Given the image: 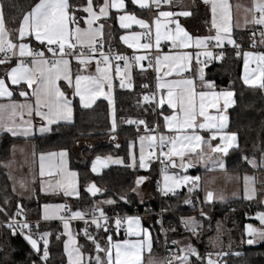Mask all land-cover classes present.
I'll return each mask as SVG.
<instances>
[{
  "label": "snow or ice",
  "instance_id": "1",
  "mask_svg": "<svg viewBox=\"0 0 264 264\" xmlns=\"http://www.w3.org/2000/svg\"><path fill=\"white\" fill-rule=\"evenodd\" d=\"M131 2L134 5H138L141 9L154 8L156 10L152 23L155 25L157 47L161 40L170 41L174 49H186L194 43L195 48L198 50L196 52L197 59L194 71L198 74L202 87L208 89V91L197 92L194 79L191 78L171 79L161 83L162 78L157 75L156 88L162 90L159 100L157 101L155 93H144L142 99L137 101V106L143 103L162 106L166 103L168 108L172 110L171 114L163 115V109L161 108L160 115L164 121L163 127L169 134H160L158 136L147 134L149 132H158L160 126L159 124H154L152 128H148L144 119L133 120L129 118L126 121L122 120V122L128 124H136L138 131L139 126H145V134L138 135L140 145L138 161L137 157L130 153L133 166L138 162L141 169H146L152 158L155 157L162 164L161 173L164 175L167 191L175 194V188L180 185L181 180H190L194 188L198 186L199 177H188L186 175L177 177L175 174L169 176L166 174L169 165L172 168L192 167V154H196V162H202L203 152H197L196 150L201 148L203 144H207L211 151L217 154V157L220 154H227L237 138L236 132L226 131L228 118L223 112V109L228 108L233 92L226 89L216 91L214 83L205 80L202 67L205 61L199 57L203 56L208 61H219L224 56L222 47L225 41L233 47L238 48L239 46L232 39L230 29L226 23L228 5L224 0H204V3L209 4L211 8V28L215 34L195 37L172 19L178 16H189L191 14L189 11L172 12L162 10V6H170L171 0H131ZM4 8L5 4L3 0H0V65L11 64L13 58H15L16 63L14 66L9 67L4 75L0 76V98L9 100L8 103H0V133L28 137L34 132L43 134L51 131L50 126L59 121H70L73 111L72 101L68 99L67 94L58 86L57 81L61 79L66 81L69 89H73V96H78L81 106L87 108L97 95L104 94L101 90L105 86L109 93L112 91L113 75L111 74V69L113 66L111 61L113 60L117 62L114 66L115 77L120 76V62H123L126 79L120 81V86L122 88H133L129 70L132 63L139 64L145 57L136 55L129 57L122 53H112L111 50L108 54H105L102 43L103 25L93 26L100 18H108L110 10L115 9L124 13L118 16L122 29H128L132 24L139 25L141 29L150 28L148 22L138 19L134 14L128 12L125 0H100V2L83 0L82 3L75 5L70 4L69 0H35L29 9L22 13L18 28L14 29L15 36L5 27ZM78 11L86 14L84 17V28L78 26L77 17L74 14ZM251 11L253 15L250 22L264 26V0H254ZM256 13H259V16ZM172 23H175L174 31L172 28L165 27ZM70 25L73 27H70ZM162 28H164L163 31ZM141 35L142 33L134 32L130 36H121L120 39L127 43L129 47L151 48L152 45L150 43L139 44L137 42ZM260 35L264 36V32H261ZM32 38L39 42L42 47L33 48L30 43L25 42L26 39L31 41ZM150 38L149 34L148 39ZM209 45H213L220 50L219 55L208 50ZM85 47L87 52H85ZM77 48L80 49L79 52L74 51ZM201 49L203 51H199ZM237 55H239V52H237ZM243 55L246 68L250 56H253L257 61V69L253 70L251 75L243 76L244 83L246 85H258L259 88L264 89V53L253 54L244 52ZM69 57L76 59L82 69L85 65H90L92 60L95 59V71L89 75L76 74L73 84ZM191 60L192 54L188 51L164 55L163 58L157 56L155 71L159 73L163 66L165 77H168L171 73L177 75L185 73L187 75L188 72L193 71L190 67ZM169 69H171V73ZM257 71L260 75L256 74ZM22 82L27 84L28 89L31 90V96L29 97L28 91L25 90L20 91L19 96L26 98V101L34 98V104L11 100L13 92L10 87L19 86ZM142 87H147V85H142ZM197 100H199L198 104ZM221 100L223 101L222 106L220 104ZM111 104L112 100L109 99V105L111 106ZM208 109H213L216 114H210ZM152 111L155 112L156 108L153 107ZM33 115L39 118L40 124L38 127L31 119ZM116 127V121L113 119L111 131L114 132ZM197 130H204L210 135L207 137L201 136ZM217 139H219V143L213 145L212 141ZM133 144H130V147ZM54 155L56 153L40 154L41 176L44 175L45 157ZM66 155V150H62L59 153L61 162L59 165L60 171L57 173L64 179L57 180L54 184H49V189L54 193H62L65 197L75 195L79 198V191L74 180L69 179L75 178L77 173L67 171L66 162L63 159ZM186 155L188 156L187 161L185 160ZM177 158H179V164H177ZM244 159L253 167L257 166L255 159L249 160L247 157H244ZM262 161H264V156H262ZM109 162L122 163L119 158L113 159L111 155L104 157L97 155L92 161L91 171L96 172L98 166H107ZM207 163H214L219 169L225 170V164L220 159L208 161ZM144 179L145 177H138L136 184L139 185ZM244 179L247 185V181L250 178L245 176ZM169 182H171V187H168ZM193 188H189L190 193ZM13 190L15 191V189ZM41 190L43 191L44 188L42 187ZM102 191L105 190L97 188L92 182L86 185V192L93 197ZM245 198H252L248 195L247 187H245ZM119 199L126 200V197L120 196ZM212 199L213 192L207 191L205 200L210 202ZM115 202L111 198L101 202H94L90 205V210L78 208L76 211H71L70 216H67V218L61 214L62 212L67 213L70 211V207L66 204L46 203L42 206L41 218L43 220L47 221L55 218L62 222L65 230L63 234L68 237V239L64 240V253L67 257V264H85L83 246L77 243L70 230V222L74 219L84 222L85 228L80 231L86 241L92 242L93 248L97 253L94 258L90 254L88 255L87 264H141L140 253L145 247L149 250L151 248L149 230L141 226L140 217H121L117 214L114 220L116 228L119 229L127 224V235L141 238L135 240L126 238L113 242L112 236L108 234L110 230L106 227L110 218L103 210L102 205H112ZM184 203L190 204L191 200L186 199ZM0 214L6 217L5 226L12 231V234L15 235L16 230L19 229L20 235L37 253L40 261L43 264H47L49 258V236L51 233L49 231H41L39 221L35 223L28 222L24 215V208L19 201L16 203L15 212H10L8 200L5 198L3 203L0 204ZM201 215L203 216L204 213L201 212ZM256 219L259 220L261 227L256 228L250 224L245 225V234L251 236V239L247 240L250 245L256 240H264V212H258ZM181 223L186 230L193 234L196 233L199 226L194 217H182ZM89 226L104 230L107 236L106 247H101L95 237L90 234ZM33 227L36 229L35 232L32 231ZM57 238H59V235ZM70 243L73 245L71 250H69ZM172 244L178 245L179 242L172 241ZM100 253L104 254L103 257ZM216 255H221V253ZM193 257L195 261H199V264H205V261L206 264H217L212 259V254L201 256L191 243L178 247L175 251L169 249V256L166 260L160 261L159 264H195ZM33 264H35V261H33Z\"/></svg>",
  "mask_w": 264,
  "mask_h": 264
},
{
  "label": "trees",
  "instance_id": "2",
  "mask_svg": "<svg viewBox=\"0 0 264 264\" xmlns=\"http://www.w3.org/2000/svg\"><path fill=\"white\" fill-rule=\"evenodd\" d=\"M99 0H96L98 2ZM35 0H3L5 4L4 18L6 28L15 34L14 29L18 27L22 13L27 11ZM83 0H69L72 5L82 3ZM14 5V7H13ZM127 9L139 13L135 6L127 0ZM190 15L182 19L183 25L192 34L204 33L209 26L208 7L201 2H195L191 6ZM77 23L82 24L83 12L74 13ZM113 18V19H112ZM113 20L112 32L106 36V43L109 46L118 48L117 36L120 30L115 24L114 14L109 17ZM234 39L239 46L248 45V37L244 30H234ZM224 56L221 60H215L207 64L204 68L206 79L211 80L216 88L231 89L234 92L235 103L229 109L228 130L237 133V146L232 148L225 156V171H235L239 173H254L259 168L251 167L244 157L258 158L264 153V89L259 86H247L241 80V55L235 53L234 48L227 46L223 50ZM2 74V73H1ZM131 89H122L118 85L114 87V114L117 120L116 130L111 131L109 120V107L104 99L96 100L93 105L83 108L79 105L75 96H72L73 119L69 123L54 124L51 131L43 136L32 138L36 152L65 149L69 154L70 167L75 169L79 181V198H63L59 196L42 195L35 190L34 194L26 199L17 197L12 191L8 179L4 161L10 156L11 147L21 138L12 137L3 133L0 135V204L5 198L8 200L10 212H15L16 203L19 201L24 208V214L30 218L40 217V204L49 201H64L71 209H90V205L99 202L103 198H111L116 202L112 205L103 204V210L108 214L133 213L141 210L143 206L150 205L157 208L158 192L154 186L156 183L157 171L154 163L149 164L146 170H141L136 166L129 165L128 150L131 142H135L138 135L145 133L144 128H133L122 122L125 117L145 118L152 122L155 112L153 105L143 103L137 106V101L142 99V85L148 88L151 85V75L149 70L132 72ZM62 88L70 96V90L64 85ZM160 122V117H159ZM162 128V127H161ZM115 137L116 142H114ZM89 143V146L78 149L80 143ZM119 145V147H117ZM116 154L122 158L121 164H109L100 174H93L90 170V162L97 155ZM147 179V190L144 197L140 199L133 189L138 177ZM93 182L99 189L105 190L93 197L86 192V185ZM120 196H125L126 200H120ZM191 200L190 204L184 201ZM247 199H232L227 202L205 203L202 199L201 190L193 188L190 193L188 188L173 193L172 195H162L160 198L163 210V226L169 242L178 241L174 245L176 249L187 243H191L201 256L207 254H217L218 252H229L220 264H264V241L255 245L245 244L244 224L246 215L257 209L263 208L261 202ZM229 207V209H228ZM201 212L204 215H201ZM192 216L198 222L195 234L186 230L181 223V218ZM148 224L152 235L151 254L155 258H160V235L155 217L149 216ZM0 218H5L0 214ZM222 221L225 232L220 237L218 243L212 241L211 235L214 232L216 221ZM217 221V222H218ZM60 222L49 221L40 224L41 231H49V258L47 264H63L65 262L62 251L63 235L61 233ZM81 224H77L78 229ZM98 236L105 235V232H95ZM115 237H122L121 232H111ZM59 235V238H57ZM21 235L13 236L10 232L4 231L0 238L2 250L0 251V264H43L39 256L26 243ZM79 244L83 246L85 252V264L88 255L95 254L91 242L86 241L82 236L78 237ZM42 250V247H41ZM195 261V258H192ZM199 264V261H195Z\"/></svg>",
  "mask_w": 264,
  "mask_h": 264
},
{
  "label": "crops",
  "instance_id": "3",
  "mask_svg": "<svg viewBox=\"0 0 264 264\" xmlns=\"http://www.w3.org/2000/svg\"><path fill=\"white\" fill-rule=\"evenodd\" d=\"M128 1L133 6H135L138 10H140L139 13H136L132 10L127 9L128 12L130 14H134L138 19L145 20L150 25V28H148V29H141V27L139 25H136V24H132L130 26V28H128V29H122L120 27L118 16L123 15L124 13L122 11H117L115 9H112L109 12V17L114 14L115 24L117 25L118 29L120 30V32L118 33V36H117V43L119 44V47L116 49L127 51L128 54L126 56H129V57H132L133 55L145 57V59L140 61L139 64H135V63H132L130 61V63H132V66L129 70V75H130L131 80H132L133 70H138V71L149 70L150 75H151L150 88L156 94L157 101L159 100L161 93H162V90H159L156 88L157 75H159L162 78L161 83H163L165 80L191 78V79H194V83L196 85V91L197 92L208 91V89L202 87V83L198 78V74L194 71L196 68V59H197L196 52L198 51L195 48L194 43L191 44L189 46V48H186V49H174L170 41L161 40L160 44L166 43V48H165V50L160 49L159 46L157 47V45H156L155 25L152 23V20L156 14V10L154 8L141 9V8H139L138 5H134L131 2V0H128ZM196 1L201 2L202 4L206 5L208 7V10H209V26L204 33L192 34L186 29V27L182 23V19L184 17H188V16H178V17H173L172 19L175 22H178L193 37L214 35L215 32L211 28V20H212L211 8H210L209 4L204 3V0H171L170 6H162V10L172 11V12H180V11H189L190 12L191 6L195 5ZM98 2H100V0ZM224 2L228 5V9H227V13H226V17H227L226 23L230 29V35H231L232 39L235 41L234 36H233L234 30H244L245 31L247 27L255 26L259 32L256 43H257L258 47L264 48V42H262V41H264V36L260 35L261 32H264V26L255 25V24L250 22L252 20V15H253L251 9H252V5L254 3V0H224ZM125 5L127 8V0H125ZM85 15L86 14L83 13L82 24H78V26L80 28L85 27V23H84ZM109 17L108 18L102 17L93 25L94 27H98L99 25H103L102 32H103V37L105 40H106L105 37L111 34L112 26L114 23L113 20L109 19ZM70 27H73V26L70 25ZM165 27L172 28L174 31L175 30V23L168 24ZM163 30H164V28H162V31ZM134 32L142 33V35L138 38V41H137L139 44L150 43L152 45V47L149 49H144V48H139V47L133 48V47H129V45L127 43H125L124 41H122L120 39L121 36H130V34L134 33ZM149 34L151 36L150 39H148ZM14 36H15V34H14ZM25 42L30 43L31 46L39 43V42L35 41L34 38H32L31 41H28L26 39ZM105 43H106V41H105ZM235 43H236V41H235ZM236 45H238V44L236 43ZM225 46L233 47L232 45L228 44L227 41L224 42L223 47H225ZM212 47H213V45H209L208 50L213 51ZM153 49L155 51L153 54H151V50H153ZM179 51H188L192 54V60L190 61V67L193 69L192 72H188L187 75L185 73H180L179 75H177L175 73H171V69H169L171 74L168 77H165L163 66L161 67V70L159 73H157L155 71V61H156L157 56H160L161 58H163L164 55L175 54L176 52H179ZM199 51H203V49H201ZM244 52H249V53H253V54L259 53V52L252 51V50L248 49V50L243 51L241 54H239V55H241V73H240V76H241V80L243 83H244L243 76L251 75L253 70L257 69V61H256V59H254L253 56L249 57V63H248V66L246 68L245 63H244V55H243ZM199 58L201 60L205 59L203 56H200ZM68 59L70 60V71H71V74L73 76V84H74V77L76 74L89 75L95 71V59L92 60L90 65H85L83 67V69H82V66L78 63V61L76 59H74V58L72 59L70 57ZM15 63H16L15 58H13L11 61V64L0 65V76L4 75L5 71L9 67L14 66ZM116 63H117L116 61L111 63V65L113 66L111 69V74L113 75L112 91L109 93L107 90V87L105 86L101 90L104 94L103 95H97L91 103V105H93V103L98 99H104L107 102L108 107L110 109L109 110V120L111 123V127H112L113 119H115L116 125H117V120H116L115 114H114V87H115V85H118L120 88H122L120 86V81L125 80L124 68L122 66H120V68H121L120 76L115 77L114 66L116 65ZM202 67H203V75L205 77V73H204L205 66H202ZM256 74L260 75V73L258 71ZM205 80L211 81L209 79H206V77H205ZM132 81H131V83H132ZM57 84L61 88V90L64 92H65V90L62 88L63 85L69 89L67 82L64 81L63 79H61L60 81H57ZM247 86H253V85H247ZM255 86H258V85H255ZM122 89L125 90V89H129V88L125 87ZM221 89H223V88H216L215 87L216 91H219ZM10 90L13 92V96L11 97V100L17 101V102H31L34 104V98L26 101V98L19 96V92L22 90L28 91L29 97L31 96V90L28 89L27 84L22 82L21 85H19V86H11ZM69 90L71 92L70 96L66 92L65 93L67 94L68 99H70L72 101L73 89H69ZM226 90H231V89H226ZM231 91L233 92V90H231ZM75 97L77 98L78 103L81 106L79 97L78 96H75ZM109 99L112 100L111 106L109 105ZM8 102H9V100L7 98H0V103H8ZM198 103H199V100H197V104ZM234 103H235V96H234V92H233V97H232V100L229 102L228 108L223 109L224 115L227 116V118H228L226 121V125H227L226 131H228V132H231L228 130V125H229L228 111L234 105ZM220 104H221V106L223 105L222 100H221ZM156 106H157L158 112H159V117H160L159 124L162 127L161 129L164 132H167V130L163 127L164 121L162 119V116L160 115V110H161V108L163 109V115H170L172 110L168 108L166 103L162 106L158 105V104ZM72 109H73V102H72ZM208 111L212 115L216 114L213 109H208ZM159 117H158V120H159ZM25 118H28V117H25ZM31 119L33 120V123L38 127L40 124L39 118H36L33 115V117ZM72 119H73V111H72V118L70 121H59L56 124L69 123L72 121ZM50 127H52V125ZM197 131H198L199 135L204 136V137H207L208 135H210V133H207L204 130H197ZM47 133L41 134L39 132H34L31 135H29L28 137H25L23 135L12 136L11 134L6 133L12 137L21 138L20 141L15 142V144H13V146L11 147L10 156L3 163L4 167H5L4 170H6L12 191L17 195V197L22 198V199H26V198L31 197L34 194L36 189H38V191L42 195H51V196H59L60 195V197H63V198H73V197L77 198L75 195L70 196V197H65L62 193H54L49 189V184H54L57 180L64 179V177L57 175V173L60 171L59 165L61 162V157L59 156V153L65 149L36 152L35 147H34L35 144H34L32 138L34 136H43ZM1 134H3V133H0V135ZM144 134L145 133H142V135H144ZM113 141L116 142V139H114ZM216 143H219V139L212 141L213 145ZM134 144H136V141ZM87 146H89V143L83 142V143H80L78 145V149H81L82 147H87ZM236 146H237V138L233 142V146L229 148V151L232 148H235ZM196 151L197 152H200V151L203 152V161L202 162H196L197 161L196 154H192V156H191V159L193 162L192 167L172 168L171 165H169V169H173L175 171V174L177 173L176 174L177 177H180L182 175H189V177H199L198 189L201 190L202 199L205 203H213V202L222 203V202H227V201L232 200V199H240V198L247 199V198H245V179H244L245 176L250 178L247 181V184L249 185L248 195L252 197L251 199H247V200H252V199L259 197L260 193L258 191V188L264 186V181L262 183H258L255 179V176L257 174L264 173V165H261V163L257 162L258 158L262 159V155H264V153L261 154L258 158H249V160L255 159V161L257 163L256 167H253L250 164L251 167H253V169L259 168V170L255 171L254 173L253 172L252 173H239V172H235V171L221 170L218 167H216L214 163H207L208 161H215L217 159H220L225 164V156L228 153L227 154H220L219 157H217V154L213 153L207 144H203L201 146V148H197ZM66 152H67V155L63 159L66 162L67 171L77 173V171L75 169H73V167L72 168L70 167L69 154H68L67 150H66ZM41 153H56V155H54L52 157H47V156L45 157L44 175L43 176H41V174H40L41 173V161H40V154ZM104 156L105 155H102L101 157H104ZM136 157H137V161H138V156L136 155ZM93 159H92V161H93ZM185 160L186 161L188 160L187 155L185 157ZM92 161L90 162V170L92 167ZM179 163H180L179 158H177V164H179ZM149 164H151V163H149ZM108 166H109V164H107V166H104V167L98 166L96 172H92V171L91 172L93 174H100ZM135 166L138 167L139 169H141L139 167L138 162L135 163ZM146 169H141V170H146ZM69 179L74 180L76 187L79 191L78 174L75 178H69ZM146 181L147 180L144 179L142 181L141 185H139L137 188H139L140 186H141V188H144V187L147 188ZM188 182L184 186L182 184L183 182L180 181V185H179L180 190H182L183 188L184 189L185 188H188V189L193 188L192 182L190 180ZM42 187L44 188L43 191L41 190ZM177 188L178 187L175 188V192L180 191ZM13 189H15V191ZM207 191L213 192V199L210 202H207L205 200V194ZM145 192H146V189H145ZM144 194H146V193H144ZM261 197H262L261 198V204L264 206V195H262ZM46 203H48V204H60V203L66 204V202H64V201H57V200L41 203L40 204V217H39L41 220H43L41 218V214L43 212L42 206ZM66 205H68V204H66ZM71 211H76V210H73L70 208V212H69L68 216H70ZM61 214L63 215V212ZM129 216H137V215H129ZM138 217L141 218V226L143 228H147L149 230L150 238H151L150 250L147 247H145L144 250L140 253L141 264H146V260L148 257H150V256L154 257L151 254V249H152L153 243H152L151 231H150V228L148 226V224L150 222V217L149 216L148 217L138 216ZM57 220H59V219L54 218L51 220H47L46 223L49 221H57ZM43 221H45V220H43ZM77 224H81L78 229L76 228ZM60 226H61V233L63 235V240H62L63 250L62 251L64 252V240L68 239V237L63 234L65 230L63 229L62 222H61ZM82 227H83V222H80V221H71L70 222L71 233L75 237L78 244H79L78 237L79 236L84 237L83 233L80 231L82 229ZM114 230L116 233L120 232L119 229H117V228H115ZM121 233L123 234L122 237H115L111 233H108V234H110L112 236L113 242H115L116 240H124L126 238L132 239V240L141 238V237L127 235V224H125L124 230ZM90 234L95 237V239L100 243L101 247H106V239H107L106 234L103 236L102 235L98 236V235H96L95 231H90ZM72 247H73V245L70 243L69 244V250H71ZM113 254H114V250H113ZM96 255H97V253L95 251L93 258ZM100 255L103 257L104 254L100 253ZM64 256H65V262L63 264H67V257L65 255V253H64ZM158 259L162 260L161 257Z\"/></svg>",
  "mask_w": 264,
  "mask_h": 264
},
{
  "label": "built area",
  "instance_id": "4",
  "mask_svg": "<svg viewBox=\"0 0 264 264\" xmlns=\"http://www.w3.org/2000/svg\"><path fill=\"white\" fill-rule=\"evenodd\" d=\"M256 15L259 16V13H256ZM245 31H246V34H247V37H248V41H249L248 42V45L242 46V47L239 46L238 48L232 47V48H234L235 53L237 54V52H239V54H241L243 51L248 50V49L249 50H252V51L259 52V53H264V48L263 47H258V45L256 43L257 42V38H258V34H259L257 28L255 26H251V27H247ZM102 43H103V51H104L105 54H108L110 50H111L112 53H122L124 55H127L128 54V52L125 51V50H118V49H116V48H114L112 46L107 45L105 43V39H104L103 36H102ZM32 47L33 48H41L42 46L38 43V44L33 45ZM226 47L227 46L222 47V50L224 48H226ZM159 48L165 50L166 43H161L159 45ZM212 50H213V52L216 55H219L220 50L216 49L214 46L212 47ZM74 51L79 52L80 49L77 48ZM154 51H155L154 49L151 50V54H153ZM85 52H87V48L86 47H85ZM97 58H98V53H97ZM204 61H205V63L202 66H206L207 64L209 65V64L213 63L215 60L208 61V60H205L204 59ZM113 62H115V61L114 60L111 61V63H113ZM120 66L123 67V62H120ZM143 85H146V84H143ZM141 89H142V95L144 93H148V94L154 93L151 88H148V86L147 87H142ZM153 107L156 108V111H155L154 119L152 120V122H148V121H146L145 118H142V117L141 118H138V117H125L122 120L123 121H126L129 118H131L133 120H136V119H144L147 122V127L148 128H152L154 124H159V120H158V117H159L158 108H157L156 105H153ZM123 123H126V122H123ZM126 124L127 125H131L133 128H136L137 129V125L136 124H128V123H126ZM159 126H160V124H159ZM139 128H144L145 129V126L144 125H141V126H139ZM147 134H149V135L155 134V135L158 136L160 134H169V133L168 132H164L161 129V126H160L158 132H155V133L149 132ZM150 163H154L155 164L156 171H157L156 183H155V186H154L155 190L158 192V198H159L158 204H157V208L156 209H153L152 206L145 205V206L142 207L141 210H135L133 213H124V214H118V215L121 216V217L129 216V215L146 216V217H148V216H154L155 217V223L158 226V232H159V235H160V246H159L160 247V254H161L162 261H164L169 256V249H172L173 251H175L176 250V247L171 242L168 241V239L166 237V234H165V229H164V226H163V219H162L163 218V210L161 208L160 198H161L162 195H165V193H166V195H172L173 192H169V191L168 192H163L162 189H161V183H160L161 182V174H162L161 173V168H162L161 162H159L155 157H153ZM165 163H166V161H165ZM168 170H169V168H168ZM228 209H229V207H228ZM69 212L63 213V215H65L66 218H67ZM106 214L110 218V221L106 225V227L109 228V230H110L109 233H111L116 228V226L114 224V220H115L117 214H108V213H106ZM26 219H27L28 222H32V223H35L36 221H39L40 224L43 223V222H46V221L41 220L40 218H30V217H27V216H26ZM246 219L247 220L252 219V215L250 213H248L246 215ZM5 220H6V217L5 218H0V238L3 236L4 231H7L8 230V232H10L12 234V231L9 230L5 226ZM71 221H80V222H83V221H81L79 219H74V220H71ZM57 222H60L61 223L60 220H57ZM124 226L125 225H123L122 227L119 228V231L120 232H123ZM83 228H85L84 222H83L82 229ZM32 231L35 232L36 229L33 227L32 228ZM90 231H95V232L102 231V232H104L103 229H97L94 226H89V232ZM18 235H20L19 229L16 230V234L13 235V236H18ZM41 247H42V243H41ZM1 250H2V245L0 244V251Z\"/></svg>",
  "mask_w": 264,
  "mask_h": 264
},
{
  "label": "rangeland",
  "instance_id": "5",
  "mask_svg": "<svg viewBox=\"0 0 264 264\" xmlns=\"http://www.w3.org/2000/svg\"><path fill=\"white\" fill-rule=\"evenodd\" d=\"M140 135H142V134H140ZM130 144H133V142H131ZM130 153L134 154L135 156L137 155L139 157V154H140V145H139L138 137L136 138V144H133L132 147H130V145H129V150H128L129 165L130 166H133V161L130 158ZM107 155H111L113 157V159L119 158L122 161V158L119 155H116L114 153L113 154H107ZM107 155H105V156H107ZM262 156H264V155H262ZM257 162L261 163V165H264V161H262V159H259L258 158V161ZM108 164H113L114 165V164H121V163L109 162ZM166 174L169 175V176H171V175L175 174V171L173 169H169ZM143 176L146 177L145 175H143ZM182 176H185V175H182ZM182 176H180V177H182ZM186 176L189 177V175H186ZM145 179H147V178H145ZM255 179H256V181L258 183H262L264 181V173L257 174L255 176ZM181 181L183 182L182 184L184 186L188 182V181H184V180H181ZM160 183H161V187H162L161 189H162V191L163 192H168L167 191V188H166V185H165V180H164V175L163 174H161V182ZM168 187H171V182H169ZM245 187H247V190L249 189V185L248 184L246 185V183H245ZM145 189L147 190V188H145V187L144 188H141V186L139 188H135V192H136V194L138 195V197L140 199H142L144 197V193H146L145 192ZM177 189L180 190V187L178 186ZM258 191H259L260 195H259V197L257 198L256 201H258L260 203L261 202V198H262L261 196L264 195V186L263 187H259L258 188ZM106 199L107 198H103V199L99 200V202L104 201ZM258 212H264V206H263V208L257 209L254 212H252V219L245 221L244 230H245V225H249V224L252 225L253 227H256V228L261 227L259 220L256 219V214ZM189 217H192V216H189ZM189 217H186V218H189ZM217 221L214 224V232L212 233V235L210 237V238H212V241H214V243L215 242L218 243L220 237H222V234L225 232L224 223L221 220L218 221V222ZM248 239H251V236L246 235V237H245V244L250 245V244L247 243V240ZM262 241H264V240H256L251 245H255V244H257L259 242H262ZM218 253H221V255L212 254V259H214L217 262V264H220V262L223 260V258L226 255H228L229 252H226V251L221 252L220 251ZM160 261H162V260H159L158 258H155V257L150 256V257L147 258L146 264H154V262H156V264H159ZM205 264H206V261H205Z\"/></svg>",
  "mask_w": 264,
  "mask_h": 264
},
{
  "label": "water",
  "instance_id": "6",
  "mask_svg": "<svg viewBox=\"0 0 264 264\" xmlns=\"http://www.w3.org/2000/svg\"><path fill=\"white\" fill-rule=\"evenodd\" d=\"M93 183V182H92ZM97 187V186H96ZM98 188V187H97ZM23 239V238H22ZM26 243H27V241H26ZM28 244V243H27ZM29 245V244H28ZM30 246V245H29ZM31 247V246H30ZM34 251V250H33Z\"/></svg>",
  "mask_w": 264,
  "mask_h": 264
}]
</instances>
